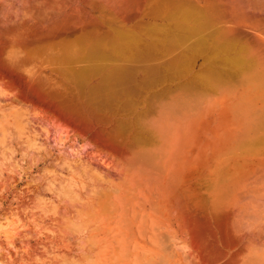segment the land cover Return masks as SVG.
Returning <instances> with one entry per match:
<instances>
[{
  "label": "rangeland",
  "instance_id": "obj_1",
  "mask_svg": "<svg viewBox=\"0 0 264 264\" xmlns=\"http://www.w3.org/2000/svg\"><path fill=\"white\" fill-rule=\"evenodd\" d=\"M163 1L0 0V264H264V0H198L254 60L211 87L147 34L107 83L68 70Z\"/></svg>",
  "mask_w": 264,
  "mask_h": 264
},
{
  "label": "bare ground",
  "instance_id": "obj_2",
  "mask_svg": "<svg viewBox=\"0 0 264 264\" xmlns=\"http://www.w3.org/2000/svg\"><path fill=\"white\" fill-rule=\"evenodd\" d=\"M195 1L197 9L194 7L188 9L190 0H167L159 3L160 15H155L153 20L141 24L139 29H129L118 25L111 26L105 35L94 41L97 43L94 44L93 41H90L91 43L85 46L84 51H78L77 54H73L74 56L67 55L70 68L68 70L71 71L72 76L76 77L80 85H87V88L94 86L85 83L86 79L88 81L93 74H100L102 80L106 82L109 76L111 78L112 73H116V71L119 73L127 72L125 60L140 58L145 55L146 50L148 52L152 50L146 49L148 45L146 41L148 40L145 38V34L150 35L152 39L155 38L153 40H156L154 41L156 45L161 43L160 45L165 50L171 49L175 42H179L178 40L189 42L188 54L183 56L184 58H179V61L172 62V65L169 64L168 68L173 69L171 72L173 77L182 75L191 79L194 76L193 79H189L190 82L194 80L193 84L211 87L210 79L212 76L235 75L249 69L254 60L249 55L248 45L244 37L231 35L226 30L221 29L222 27H217L218 24L208 9L201 5L198 0ZM162 11L163 15H161ZM88 35V32L83 30L75 39L78 41L83 39L84 41ZM168 35V42L165 44V38ZM196 57H202L203 64L199 70L195 71ZM65 62L68 63L67 60ZM97 89H101L100 85ZM125 124L121 123L119 126L123 129ZM140 134L142 135V133ZM263 139L264 137H261V140ZM195 235L199 236L200 231H195Z\"/></svg>",
  "mask_w": 264,
  "mask_h": 264
},
{
  "label": "water",
  "instance_id": "obj_3",
  "mask_svg": "<svg viewBox=\"0 0 264 264\" xmlns=\"http://www.w3.org/2000/svg\"><path fill=\"white\" fill-rule=\"evenodd\" d=\"M195 1V0H194ZM193 0H190V2H188V3H190L189 4V6H188V9L190 8H193L194 7V9H197L198 7L196 6V4H195V2H194ZM187 3V2H186ZM194 3V4H193ZM197 3V2H196Z\"/></svg>",
  "mask_w": 264,
  "mask_h": 264
}]
</instances>
